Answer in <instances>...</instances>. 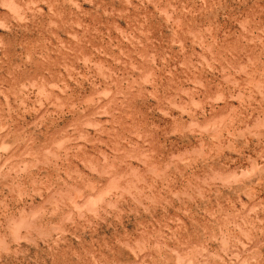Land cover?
I'll return each instance as SVG.
<instances>
[{
  "label": "rangeland",
  "instance_id": "1",
  "mask_svg": "<svg viewBox=\"0 0 264 264\" xmlns=\"http://www.w3.org/2000/svg\"><path fill=\"white\" fill-rule=\"evenodd\" d=\"M0 264H264V0H0Z\"/></svg>",
  "mask_w": 264,
  "mask_h": 264
}]
</instances>
